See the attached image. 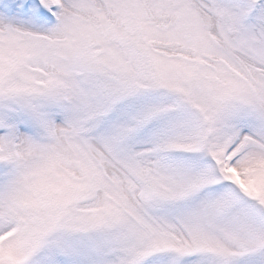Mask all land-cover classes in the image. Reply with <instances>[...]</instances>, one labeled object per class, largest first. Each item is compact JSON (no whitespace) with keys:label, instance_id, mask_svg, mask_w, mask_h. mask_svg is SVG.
<instances>
[{"label":"snow or ice","instance_id":"snow-or-ice-1","mask_svg":"<svg viewBox=\"0 0 264 264\" xmlns=\"http://www.w3.org/2000/svg\"><path fill=\"white\" fill-rule=\"evenodd\" d=\"M0 264H264V0H0Z\"/></svg>","mask_w":264,"mask_h":264}]
</instances>
